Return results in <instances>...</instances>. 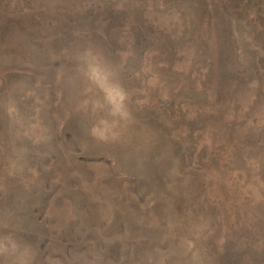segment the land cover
Instances as JSON below:
<instances>
[{
    "label": "rangeland",
    "instance_id": "obj_1",
    "mask_svg": "<svg viewBox=\"0 0 264 264\" xmlns=\"http://www.w3.org/2000/svg\"><path fill=\"white\" fill-rule=\"evenodd\" d=\"M0 264H264V0H0Z\"/></svg>",
    "mask_w": 264,
    "mask_h": 264
}]
</instances>
